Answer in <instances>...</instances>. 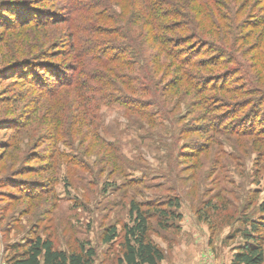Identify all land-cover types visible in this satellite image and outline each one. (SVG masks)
<instances>
[{
    "label": "trees",
    "instance_id": "obj_1",
    "mask_svg": "<svg viewBox=\"0 0 264 264\" xmlns=\"http://www.w3.org/2000/svg\"><path fill=\"white\" fill-rule=\"evenodd\" d=\"M263 13L264 0H0V77L42 91L50 101L44 106L61 111L62 124L71 123V139L87 141L85 151L96 146L103 153L107 145L95 125L100 106H121L148 125L166 120L181 104L193 123L220 117L222 123L227 117L238 121L234 117L245 109L242 124L230 130L252 135L264 118ZM27 124L15 116L0 119V129L20 130ZM189 131L199 128L181 132ZM13 153L10 142L0 144V174L17 181ZM35 155L34 160L41 159ZM27 188V201L45 194L42 183ZM7 195L9 201L16 196ZM164 205L152 212L153 203L130 202L116 264L162 262L163 252L149 236L150 221L157 217L165 230L181 220L177 198ZM27 208L21 216L29 214ZM263 224L251 223L252 231ZM244 235L248 242L232 264H263L260 239ZM117 236L110 227L103 242ZM4 249L9 264H94L96 257L94 248L83 244L71 251L57 249L50 234L35 230Z\"/></svg>",
    "mask_w": 264,
    "mask_h": 264
},
{
    "label": "rangeland",
    "instance_id": "obj_2",
    "mask_svg": "<svg viewBox=\"0 0 264 264\" xmlns=\"http://www.w3.org/2000/svg\"><path fill=\"white\" fill-rule=\"evenodd\" d=\"M8 77H0V119L15 116L28 124L0 129V144L14 147L12 170L19 174L17 181L0 174V264H9L4 248L22 243L34 230L50 234L57 249L83 244L94 248V264H116L132 200L157 205L152 212L166 208L169 199L179 201L180 222L164 230L157 217L150 221L149 236L164 254L160 264H232L248 242L246 233L258 237L264 249V224L254 232L251 227L264 222V133L258 132L264 118L254 134L237 135L230 129L242 124L245 109L234 117L238 121L193 123L181 104L166 120L148 125L121 106H100L96 129L112 149L85 151L87 141L71 139V123L62 124L63 113L44 106L50 101L42 91ZM187 127L199 131L181 132ZM35 154L41 159L34 160ZM36 183L45 194L27 201L23 191ZM8 193L15 199L9 201ZM24 208L29 214L21 216ZM110 227L118 236L105 243Z\"/></svg>",
    "mask_w": 264,
    "mask_h": 264
}]
</instances>
